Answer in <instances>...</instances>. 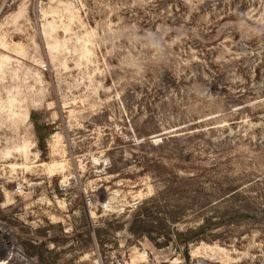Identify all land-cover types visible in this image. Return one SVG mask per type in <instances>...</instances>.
Here are the masks:
<instances>
[{"label": "rangeland", "instance_id": "rangeland-1", "mask_svg": "<svg viewBox=\"0 0 264 264\" xmlns=\"http://www.w3.org/2000/svg\"><path fill=\"white\" fill-rule=\"evenodd\" d=\"M258 28L264 0H0V264H264Z\"/></svg>", "mask_w": 264, "mask_h": 264}, {"label": "trees", "instance_id": "trees-1", "mask_svg": "<svg viewBox=\"0 0 264 264\" xmlns=\"http://www.w3.org/2000/svg\"><path fill=\"white\" fill-rule=\"evenodd\" d=\"M31 118L35 124L38 140L40 142H45L52 133L51 129H49V124L39 123V121L35 118V115H32Z\"/></svg>", "mask_w": 264, "mask_h": 264}, {"label": "clouds", "instance_id": "clouds-1", "mask_svg": "<svg viewBox=\"0 0 264 264\" xmlns=\"http://www.w3.org/2000/svg\"><path fill=\"white\" fill-rule=\"evenodd\" d=\"M256 34H257V35H260V36H264V28H258V29L256 30Z\"/></svg>", "mask_w": 264, "mask_h": 264}, {"label": "built area", "instance_id": "built-area-1", "mask_svg": "<svg viewBox=\"0 0 264 264\" xmlns=\"http://www.w3.org/2000/svg\"><path fill=\"white\" fill-rule=\"evenodd\" d=\"M120 264H122V263H120Z\"/></svg>", "mask_w": 264, "mask_h": 264}]
</instances>
